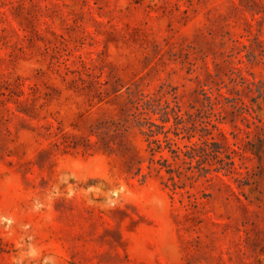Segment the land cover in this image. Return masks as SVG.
Segmentation results:
<instances>
[{
  "label": "rangeland",
  "instance_id": "rangeland-1",
  "mask_svg": "<svg viewBox=\"0 0 264 264\" xmlns=\"http://www.w3.org/2000/svg\"><path fill=\"white\" fill-rule=\"evenodd\" d=\"M0 264H264V0H0Z\"/></svg>",
  "mask_w": 264,
  "mask_h": 264
}]
</instances>
